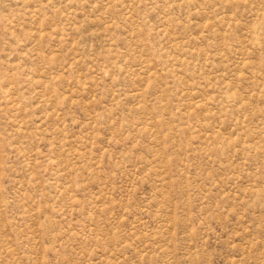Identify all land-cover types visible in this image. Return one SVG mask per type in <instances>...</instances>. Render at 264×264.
Masks as SVG:
<instances>
[{"label":"rangeland","instance_id":"374dc122","mask_svg":"<svg viewBox=\"0 0 264 264\" xmlns=\"http://www.w3.org/2000/svg\"><path fill=\"white\" fill-rule=\"evenodd\" d=\"M0 264H264V0H0Z\"/></svg>","mask_w":264,"mask_h":264}]
</instances>
